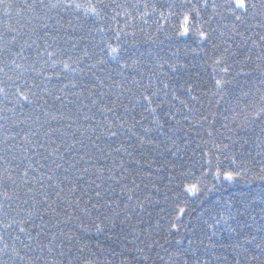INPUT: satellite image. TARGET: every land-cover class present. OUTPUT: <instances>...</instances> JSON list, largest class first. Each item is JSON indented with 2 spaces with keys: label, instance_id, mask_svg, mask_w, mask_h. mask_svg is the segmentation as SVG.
<instances>
[{
  "label": "trees",
  "instance_id": "trees-1",
  "mask_svg": "<svg viewBox=\"0 0 264 264\" xmlns=\"http://www.w3.org/2000/svg\"><path fill=\"white\" fill-rule=\"evenodd\" d=\"M7 2L19 5L24 0H7ZM27 2L31 3L32 0ZM80 2L86 4L88 0H80ZM215 2L220 5L224 0H215ZM92 3L95 4L96 0H92ZM103 3L108 7L101 10V17L86 14L83 9L77 12L69 8L51 10L38 8V14L43 17L39 22L31 19L28 14L17 17L15 8L8 16H5L3 7L0 6V33H3L0 42L16 35V42L11 46V50L20 52L21 46L24 45L22 52L24 59L20 57L16 59L27 70H17L21 71L22 75L16 83L22 88H30L43 96V100L36 101L33 105H25L22 110L18 107L15 113L0 111V116L10 118L8 121L0 120V124L4 125V128H0V141L5 135L10 134L16 137V141L23 144L24 141L21 138L26 133L39 129L37 135L31 139L36 140L37 143L41 141L45 143V148L28 146L27 152L21 147H15L11 152H7L5 145L0 143V157L7 158L6 161L0 160V166L15 169L14 175H19L27 169L28 185L16 189L21 198L25 197L27 187H33L34 192L37 193V199H42L39 195L41 191L49 193L50 202L59 215L52 212L45 214L44 220L48 223L45 231L48 236L44 239L42 235L41 239L47 243L52 233L57 235V240L54 242L55 252H64L63 256H57L60 264H68L69 260L72 264H77L75 258L81 256L95 259L102 264H121L125 256L131 258L132 253L128 250L134 251L136 247L144 248L145 253L150 257L147 262L140 259L138 264H196L197 259L210 261L213 255L224 259L211 260V264H233L237 258L244 264V248H247L249 253L260 254L255 244L261 243V238L264 237V230L260 228L264 224V219H261L264 214L260 211L264 205L257 202L244 216L237 215L235 207L229 208L226 205H236L242 196L264 190V184L260 181H254L252 184L241 181L232 184L224 182L223 186H220L212 175L204 177L201 174L216 170L217 157L223 168L235 167L230 163V159H225V156L236 159L238 164L252 157L256 160L261 159L257 153L264 151V145H261L264 132L260 130L264 125H259L258 121L245 125L243 114L236 115V113L245 109L247 102L252 98L251 96L240 97L241 90L251 89L255 93L257 88H264V85L258 83V73H252L250 76H237L236 73L241 71L239 62L244 60L245 55H250L251 59L255 60L260 54V49H253L251 53H248V48L252 40L258 41L259 35L264 34V28H249L248 23L257 24V19L251 17L244 24L236 22V30L244 33V37L248 39V43H244L240 36L233 34L234 17L223 8L214 12L211 7L213 0H207L208 7L199 8V18L196 17L195 12H188L190 4L181 7L182 0H103ZM132 4H138V7L132 8ZM145 4L148 5L147 8L144 7ZM191 4L200 6L203 0H191ZM116 5L121 7L117 8ZM125 10L131 13L130 18L123 14ZM145 12L147 15H143ZM185 12H188L189 24L202 25V29L210 34V39L202 40L191 33L187 36L177 34L179 25L183 22L182 14ZM69 20L72 21L71 24L68 23ZM21 23L25 26L20 27ZM7 24L16 28L19 35L15 32H7L4 27ZM100 28L104 31H96ZM120 29L128 35L121 34L119 41L122 48L121 55L114 59L106 55L107 50L103 41L108 40L116 46L114 34ZM221 32L224 33L223 36ZM229 36H231L230 40ZM214 44L218 47H213ZM48 45L51 47H47ZM229 45H231L230 54H225L227 63H221L214 70L213 61L224 54V49ZM46 48L47 51L56 53L52 59L68 61L70 68H75L76 72L63 69L62 64L53 67L50 62L45 63L49 60L45 53ZM101 48H105V51L101 52ZM85 49L89 51L91 58L83 56ZM38 52L45 54L37 55ZM69 57L73 60L77 57L82 59L79 64H73ZM3 59L4 54L0 53V60ZM100 59H104L103 64L97 63ZM133 60L138 62L132 67L123 70L119 67L125 61L132 64ZM161 61H167V63L157 68V63ZM92 64H96V67L91 68ZM169 64L176 65V71H173ZM29 65L43 71H33L28 67ZM229 65L231 69L227 74L220 71ZM253 67L254 65L246 62L243 71L249 72ZM9 74L16 78L15 72ZM221 77L232 81L225 86L222 98L211 95V92L215 91V79ZM0 79L5 77L0 74ZM100 80L104 81L103 88L99 85ZM113 81L118 82L121 87L117 88ZM132 81H139L144 85L151 83L152 87L149 91L160 89L158 96L153 99L156 104H160L156 115L160 117L163 128L145 135L142 127H154L151 123L152 115L144 112L141 105H137L135 110L128 114L124 113L122 107L117 106L116 115L126 118L128 125L134 124L133 116L140 123L135 124L132 132L125 129L123 134L117 137L102 136L97 141L98 146L103 147L105 153H111L105 158L91 147L87 137L92 135L91 128L97 127V121L103 120L105 115L110 120L114 119V116L113 113H101L98 110L99 104L92 105L91 100L99 101V93L103 92L104 103L119 98L131 107L135 100L130 98L138 97L139 91H143V89L138 91L136 84ZM164 83H167V89L164 88ZM72 84L76 87L73 88ZM188 84L193 85L192 95L198 99L190 98L186 91ZM64 85L68 87L62 92L60 89ZM13 90L9 89V91ZM89 90H91V96ZM49 92L52 94L49 95ZM165 92L168 94L165 95ZM173 92L177 96L176 100L172 99ZM56 96H60L61 99H55ZM161 100L164 103L161 104ZM180 100H184L192 111L181 105ZM237 100H239V106H237ZM0 101H3L2 97ZM141 103L146 102L141 101ZM7 106L12 107L10 104ZM0 107H3V103H0ZM37 109L48 111L57 119L45 117ZM141 113L144 119H141ZM25 114H31L33 119L36 115H40V121L33 123L28 120L24 124L15 126L13 121L23 119ZM84 116H90L93 119L85 120ZM185 116L188 120L184 119ZM177 120L180 121L179 125L176 124ZM49 128L59 129V132L52 133L51 136L57 144L62 145L60 151L64 153L63 160L56 159L55 156L47 160L42 159L48 151L56 147V145H49L48 139L43 135ZM77 129L83 131L85 136H81ZM209 132L212 133L211 136L208 135ZM73 136L78 140H84V146L75 145L71 152L65 151L67 144L72 143ZM138 136H144L145 140L152 139L154 144L141 145ZM11 143L14 141L10 140L9 144ZM214 144L228 145V148L219 151ZM121 145L123 147L119 153L112 151ZM124 148H127L132 155L129 156L123 150ZM173 152L176 154L173 155ZM204 153L209 155L205 156ZM81 155L85 158L77 165V168L88 167L89 172L82 173L69 168V171L65 173L63 169L68 168L69 164L78 160ZM27 157H31V161ZM53 159L62 165L60 169H55L52 164ZM208 159L212 160L211 168L205 163ZM137 160L138 164L135 163ZM121 162L124 168L128 169L127 172L116 166ZM100 167L104 168L102 180L96 179L95 176L96 168ZM109 169L112 170L111 173ZM258 169L259 164L256 165V170ZM74 171L75 175H73ZM182 172L190 173V175L181 176ZM41 173L44 175L41 176ZM49 174L63 181L60 184V187L65 189L62 193L63 201L55 197L53 188L41 189L40 181L47 184L46 178ZM110 174L120 182L108 179ZM65 175L69 177L68 180L63 179ZM122 176L126 178L120 179ZM33 177H36L38 182L33 183ZM80 177L83 178L80 179ZM197 177L201 179L202 192L204 186L211 188L214 183L218 185V190L207 194L186 193L183 186L196 183ZM92 180L100 184V187L96 188L95 184L89 183ZM17 183L22 182L18 180ZM73 184L76 191L69 193L68 188ZM97 191L100 192V197L96 196ZM129 195L132 196V200L128 199ZM77 199L80 201V208L87 207L91 210L88 215H84L76 208ZM69 200L72 201L70 207L67 203ZM19 202L12 201L11 207L6 203L5 208L15 215L12 208H15ZM29 203H31L30 198ZM126 204L128 207H125ZM181 208L184 209L183 212L180 211ZM229 213L236 216V219H229ZM68 216H72L73 219H67ZM77 216L80 217L79 220L75 219ZM105 217L114 219L115 226L105 221ZM217 220H220L219 224L216 223ZM58 221L61 222L58 223ZM33 223L39 224L41 221L34 218ZM173 223L177 225L176 228L171 227ZM81 224L88 230L84 231L80 227ZM95 224H101L103 231H96ZM242 224H251L252 227H241ZM228 226L236 229V233L240 235L226 231ZM30 230L33 236L38 231L36 228ZM61 232L64 235H61ZM17 234L12 233V235ZM3 235L9 244L13 243L7 234ZM68 236L72 239L69 240ZM252 236L256 237L252 244L243 243L245 237L250 239ZM21 239L26 240L23 235ZM238 241L243 244V248L233 249L230 245ZM16 243L19 246V241ZM148 244L152 247L148 248ZM213 245L215 247H212ZM80 247L85 248L83 254L78 252ZM69 249H71L70 252ZM237 253H240L239 257ZM0 258L7 259V257ZM261 259L264 260V256ZM251 264H257V262L253 261Z\"/></svg>",
  "mask_w": 264,
  "mask_h": 264
},
{
  "label": "snow or ice",
  "instance_id": "snow-or-ice-1",
  "mask_svg": "<svg viewBox=\"0 0 264 264\" xmlns=\"http://www.w3.org/2000/svg\"><path fill=\"white\" fill-rule=\"evenodd\" d=\"M191 5V7L188 8V12H195L196 17L199 18L200 11L199 8L202 7H208L207 0H203V4L198 6L195 4H191V0H182L181 7H184L186 5ZM0 6L3 7L4 15L8 16L9 13L12 11L13 8H15V14L17 17L24 16L25 14L30 15L31 19H35L36 21H41L43 17L38 14L37 9L38 8H44V9H57V8H69L73 11H79L83 9L86 14H90L95 17H101V10L103 8H107L108 5L103 3V0H96V3L93 4L92 0H88L86 4L81 3L80 0H32L31 3H28L27 0H24L23 3L19 5H13L12 3H8L7 0H0ZM117 8H120L121 5H116ZM132 8H137L138 4H132ZM145 8L148 7L147 4L144 5ZM214 12L218 11L220 8H223L229 15L234 17V22L232 24L233 34L240 36L244 43H248V39L244 37V33L239 32L237 29V23L244 24L249 20V17L252 19H257V24L253 25L251 23H248V27H260L264 28V0H224L223 4L218 5L215 0H213V3L211 5ZM154 10V9H153ZM239 10V11H238ZM188 12H185L182 14L183 16V22L179 25V29L177 30V34L181 36H187L190 33L197 35L200 39H210V34L207 33L202 29V25H190L189 24V15ZM118 15L120 13H117ZM126 17H131V13L125 10L123 13ZM143 15H147V13H143ZM211 19V17H209ZM69 24L72 23L71 20L68 21ZM24 24H20V27H24ZM46 26V25H42ZM5 30L7 32H15L17 35H19V32L16 28L12 27V25L7 24L4 26ZM182 29V31H181ZM96 31L103 32L104 29H96ZM123 33L124 36H127L128 33L124 32L123 29L115 31L114 38L117 41L116 46H113L112 43H110L108 40H104L103 43L106 48V55L111 58H118L121 55V45L119 43L121 39V34ZM134 35V33H133ZM224 33L221 32V36H223ZM3 37V33H0V38ZM228 39H231V36L228 37ZM16 42V35H13L11 39H3L2 42H0V53L4 54V59L0 60V74L5 77V79H0V97L3 98V101H0V103H3V107H0V111L3 112H13L15 113L17 108L19 107L21 110L25 107V105H33L36 101L43 100V96L39 95L37 92L32 91L30 88H22L20 84L16 83V80L20 78L22 75L21 71L17 70H24L27 69L25 66L21 63L17 62L16 57H20L21 59H24L22 56L23 47L21 46L20 52H13L11 50V46ZM35 43V41H33ZM30 47V45H28ZM47 47H51V45H48ZM75 47V45H73ZM213 47H218V45H213ZM231 45H229L228 48L224 49V54H221L220 57L216 58L213 61V67L214 70L217 66H219L221 63H227V57L225 54L229 53V48ZM105 48H101V52L105 51ZM253 49H260V54L256 56L255 60L251 59L250 55H245L244 60L240 61L241 65V71L237 72L236 75H244V76H250L252 73H258L259 80L258 83L261 85H264V34L259 35V40H252L251 44L248 48V53H251ZM46 55L49 57L48 61H45V63H51L53 67H55L57 64H62L63 69H68L72 72H76L75 68H70V64L68 61L65 60H59V59H52L54 56H56V53L53 51H47V48L45 49ZM45 53L38 52L37 55H43ZM84 57L91 58V54L87 49L83 52ZM70 61H72L73 64H79L82 57H77L73 60L72 57L68 58ZM138 61L133 60L132 64L127 63L125 61L124 63H121L119 67L121 70L124 68L132 67L134 64H136ZM246 62L248 64L254 65V67L249 72H244L243 68L246 66ZM99 64L104 63V59H100L97 61ZM163 63H167V61H161L160 63H157L156 67L159 68L162 66ZM29 68H32V65L28 66ZM91 68H95L96 64H92L90 66ZM169 67L176 71V65L169 64ZM231 69V66H226L222 69H220L221 72L227 74ZM33 71L40 72L43 71V69H35L32 68ZM10 72H15L16 78L14 79L13 75H10ZM155 75V73H153ZM111 79V77H109ZM136 84L138 91L140 89H143V91H139V96L131 97L130 99H134L135 103L131 104V107L129 104L123 103V101L117 99L111 100L109 103L103 102L104 93H99V101L97 99H92L91 104L97 105L99 104L98 110L101 113H113L114 119L110 120L105 115L103 120L97 121V127L91 128L92 135H89L87 137L89 143L91 144V147L96 149L97 152H99L101 155L105 156L107 158L108 155L111 153H105V149L103 147L98 146L97 141L101 139L102 136H108V137H117L118 135L123 134V130H127L128 132H132V128L135 126V124H139L140 121H137L135 119V116L132 117V120L134 121V124L128 125V121L126 118L122 116L116 115V107H122L125 114L131 113L135 110L137 105H141L144 112H149L152 115V125L154 127H142L143 133L145 135L151 133L154 130H158L163 128V124L161 123L160 117L156 115L157 109L160 107V104H156L154 97L158 96V93L160 89H155L153 91H149V89L152 87L151 83L148 85L141 84L139 81H132ZM232 81L229 79H225L224 77H221L219 79H215V91L211 92V95L213 96H220L223 97L224 88L227 84L231 83ZM113 84L117 88L121 87V85L113 81ZM99 85L101 88L104 86V81L100 80ZM73 88L76 87L75 84L71 85ZM68 85L62 86L60 91H64ZM253 87L255 85L253 84ZM164 88L167 89L168 85L167 83H164ZM9 89H14L13 91H9ZM128 91H131V89H128ZM186 91L190 98L192 100L198 99V97L192 95L194 88L192 84H188ZM49 95L52 93L49 92ZM168 93L165 92V95ZM67 95V93L65 94ZM89 95L91 96V90H89ZM252 98L247 102L245 109H241L240 113H236V115H240L241 113L244 116L243 124H248L249 122H259V125H264V88H257L255 90V93L251 91H243L241 90L240 97H249ZM55 99L60 100V96H56ZM172 99L176 100L177 96L175 92L172 93ZM141 101L146 102L144 104L141 103ZM181 105H183L185 108H189V105L184 101H179ZM219 101H217L218 103ZM47 103V101H45ZM161 104L164 103L163 100L160 102ZM12 105V107H8L7 105ZM155 104V106H153ZM111 105V106H109ZM237 106H239V100H237ZM190 111L192 109L189 108ZM38 112H42V115L45 117H51V119H57V117L48 112L41 109H37ZM63 119V117H60ZM143 113H141V119H144ZM171 118V117H170ZM10 118L8 116H0V120L8 121ZM83 119L85 120H92L93 117L90 116H84ZM185 120H188V117H184ZM201 119H206V117H201ZM31 120L33 123L40 121V115H36L33 119V116L31 114H25L23 119H16L13 121V124L15 126H18L19 124H24L26 121ZM199 122V121H197ZM176 124L179 125L180 121L177 120ZM258 125V126H259ZM127 126V127H126ZM42 127V125H41ZM0 128H4L3 124H0ZM39 129H37L38 131ZM171 131V129H169ZM261 132H264V127H261ZM37 131H29V133H26L24 137L21 139L24 141L23 144H20L18 141H16V137L12 136L10 134L5 135L3 137V140L0 141V143H3L5 145V150L7 152H11L13 148L15 147H21L25 152L28 150V146H33L34 148H45V143L41 141L40 143H37L36 140L31 139V137H34L37 135ZM77 131H80L77 129ZM5 132H7V129H5ZM59 132V129L56 128H49L47 131L43 133L44 137L48 139L49 145H56V147H53L51 151L47 152L46 156H43L42 159L47 160L49 157L55 156L56 159L63 160L64 159V153L60 151L62 145L57 144L55 139H52L51 134ZM133 135H136L135 133H132ZM81 136H85V133L83 131H80ZM209 136L212 135L211 132L208 133ZM139 143L141 145L147 143V144H154L152 139L145 140L144 136H138ZM14 141V143L9 144V141ZM247 142V141H245ZM207 143V142H205ZM173 144H175V141H173ZM75 145H81L84 146V140H78L73 136L72 143L67 144L65 151L71 152L73 150V147ZM261 145H264V140H261ZM155 146V145H154ZM214 146L217 148V150L222 151L223 149L228 148V145H220V144H214ZM259 146V145H258ZM109 147H111L109 145ZM121 147L112 149V151H115L119 153L121 151ZM129 156L132 155L131 152H128L127 148L123 149ZM176 153L173 152V155ZM85 155H88V153H85ZM205 156H208V153H204ZM257 156H260V160H256L255 157L250 158L247 161H244L243 163L238 164L236 159H231L230 157L225 156V159H230V163L234 165L235 167L232 168H223L221 167V162L219 157L216 158V164H215V171L214 172H202V176L206 177L207 175H212L213 179L217 182H219L220 186H223L224 182H227L229 184L232 183H238V182H244L246 184H252L254 181H260L262 184H264V151L258 152ZM31 161V157H27ZM84 155L79 156V159L75 162L69 164L68 168H64L63 171L67 173L69 171V168L80 171L82 173H88L89 168L84 167L82 169H78L77 165L84 161ZM6 157H0V160H5ZM56 159L52 160V164L54 165L55 169H60L62 167L61 164L56 163ZM115 159V158H113ZM67 163V161H65ZM85 163H87L85 161ZM135 163H139V161H135ZM205 163L208 165L209 168H211L212 160L208 159L205 161ZM259 164L258 171L256 170V165ZM251 165V166H249ZM117 167L121 168L124 172H127L128 169L124 168L123 162L116 165ZM29 167H31V164H29ZM40 167H43L40 165ZM16 170L12 169L7 166H0V233L7 234L11 240L13 241L12 244H9L7 240L4 239V235L0 234V257H7V259L0 258V264H60L59 260L57 259V256H63L64 252H55V244L54 242L57 240V235L55 233L51 234V239L47 240V243L44 242V240L41 239V236H44V239H47L48 233L45 231V229L48 226L47 221L44 220L45 214L52 212L55 215H59L58 212H56V209L53 208L52 203L50 202V195L47 191H41L39 195L42 197V199H37V193L34 192L33 187H27L26 194L24 198H21L19 193L16 191L17 188L22 187L24 185H28L29 181L26 179L28 176L27 169L20 173L19 175H14V172ZM32 171H36V169H32ZM111 169H109V173H111ZM103 173L104 168H96L95 170V176L96 179L102 180L103 179ZM41 176L44 174L41 173ZM73 175H75V171L73 172ZM181 176L187 177L190 175V173L182 172L180 173ZM83 177H80L82 179ZM126 177L122 176L120 179H125ZM48 183L45 184L44 182L40 181V187L41 189L51 187L55 190V197L61 198V201H63L62 193H64L65 189L63 187H60V184L63 182L59 180L54 175L49 174L47 176ZM64 180H68L69 177L67 175L64 176ZM108 179L116 180V177L114 175H109ZM170 179H175V177H170ZM21 181L22 183H17V181ZM38 182L36 180V177H33V183ZM117 183H119V180H116ZM89 183L95 184L96 188L100 187V184H96L95 180L89 181ZM133 183L135 184V180H133ZM139 185H137L138 187ZM179 186V185H178ZM122 185V190H123ZM184 191L188 194L195 195L197 193L201 194H207L212 191L218 190V185L213 184L211 188H208L207 186L203 187V192L201 188V179L199 177L196 178V183L191 184H185L183 186ZM76 191V187L73 184L72 187L68 188V192L72 193ZM97 197H100V192L97 191L96 193ZM29 198L31 199V203H29ZM129 200H132V196H128ZM12 201H20L15 208H12V212H15V215H12L11 212H9L5 208V204L7 203L9 207H11ZM257 202L260 205H264V190H261L258 193H249L247 195L242 196L240 200L236 202V205L233 204H227L226 206L229 208L235 207L236 214L239 216H244L246 213L249 212V209L254 207ZM68 206L70 207L72 205V201L69 200ZM86 203V202H85ZM143 203L142 201L140 202ZM76 208L80 210L84 215H88L91 211L87 207L80 208V201L79 199L75 202ZM25 205H28V207H25ZM92 207H96V205H92ZM125 207H128L126 204ZM181 212L184 211L183 208L180 209ZM261 213L264 214V207H261L260 209ZM118 215V214H117ZM39 219L41 223L36 224L33 223V219ZM229 219H236V216L229 213ZM67 219L71 220L73 219L72 216H68ZM75 219L79 220L80 217H75ZM261 219H264V215L261 216ZM105 221H108V223L111 226H115V220L109 219V217H105ZM255 221V217L253 216V222ZM61 221H58L60 223ZM123 223V221H121ZM217 224L220 223V220L216 221ZM225 223H227V220H225ZM205 224H207V221H205ZM96 231H103V228L101 224H95ZM80 227L83 228L84 231H87V227L83 224L80 225ZM172 228H176L177 225L173 223L171 225ZM209 227H213V225H209ZM241 227H247L251 228V224H242ZM31 228H36L38 231L36 232V235L33 236L31 232ZM261 230H264V224L260 226ZM226 231L236 233V229L232 228L231 226L226 227ZM13 232L18 233L17 235H12ZM237 235H240V233H236ZM21 235H23L26 240L21 239ZM61 235H64V233L61 232ZM215 235V233H213ZM68 239L71 240L72 237L68 236ZM256 237L252 236L250 239L245 237L243 243L244 244H252L255 241ZM16 241H19V246L17 245ZM167 242V241H166ZM233 249L237 248H243V244H241L239 241L236 244L230 245ZM148 248H151L152 245L148 244ZM158 247H162V245H158ZM212 247H215L214 245ZM255 248L259 250V255L255 253H249V250L247 248H244L243 255L245 257L244 264H251V262L255 261L257 264H264V260L261 259L262 256H264V237L261 238V243H256ZM71 249H69V252ZM85 251L84 247H80L78 249V252L83 254ZM132 253L131 258L125 256L124 259L121 261V264H138V261L142 259L144 262H147L149 260V255L145 253L144 248L136 247L134 251L132 249L128 250ZM187 251V250H185ZM39 252V254H37ZM55 253V254H54ZM115 255V253H114ZM177 255H181V253H177ZM240 253H237V256L239 257ZM171 258V257H170ZM77 264H102L100 261H96L95 259H89L87 257H76ZM162 259V258H161ZM223 257H219L216 255H213L211 257V260H222ZM210 261H201L197 259L196 264H211ZM68 264H72V261L69 260ZM233 264H242V261L237 258L233 261Z\"/></svg>",
  "mask_w": 264,
  "mask_h": 264
}]
</instances>
